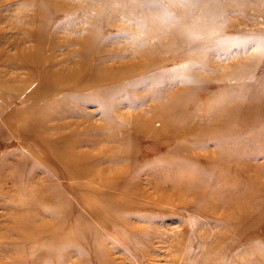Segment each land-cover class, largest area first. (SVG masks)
<instances>
[{
  "label": "rangeland",
  "instance_id": "374dc122",
  "mask_svg": "<svg viewBox=\"0 0 264 264\" xmlns=\"http://www.w3.org/2000/svg\"><path fill=\"white\" fill-rule=\"evenodd\" d=\"M42 1L0 0V264H264V132L237 136L248 155L229 164L232 137L196 136L218 121L212 96L230 102L227 71L256 56L251 82L264 74V0H228L218 41L187 46L171 38L181 0H86L72 14ZM148 46L164 61L146 68ZM125 63L135 84L110 99L120 83L92 72ZM63 141L89 154L72 186L79 173L50 147Z\"/></svg>",
  "mask_w": 264,
  "mask_h": 264
},
{
  "label": "bare ground",
  "instance_id": "6f19581e",
  "mask_svg": "<svg viewBox=\"0 0 264 264\" xmlns=\"http://www.w3.org/2000/svg\"><path fill=\"white\" fill-rule=\"evenodd\" d=\"M169 1L173 2L174 0H169ZM42 3H43L44 9L48 11L46 13H49L52 10H56V9H65V10L67 9L66 12H68L69 14H72V12L76 8H79V7L83 8L87 4L86 0H53V1L43 0ZM180 3L184 7V9L179 14L180 15L179 20L175 21L178 23H176L171 33V38L172 40H174L173 41L174 44L176 42H179V43H182L183 45L186 44L187 46L188 45L187 43H191V42H194L202 38V40L205 43L214 45L219 39V38L218 39L216 38V35L224 34L223 32H225V29L229 27V23L225 22L222 19L223 17L221 16V9L222 7H225L229 3L228 0H225V2L223 0H205V1L181 0ZM260 7H262L264 10V6H260ZM118 9L120 12L121 11L123 12L125 10L124 7H121ZM101 10L102 8H100L99 11ZM212 34L213 35L216 34V35L212 36ZM144 42H147V39H143L142 43ZM260 42L258 43L259 50L262 49L260 47ZM159 43L164 44V40L160 39ZM154 50H158V48L154 46L147 47L146 55H149L147 58L148 61H143L142 67L149 68L159 63H162L164 61V55L159 56V57H156L153 55L155 53ZM137 55L139 57L144 54L137 53ZM169 55L180 56V55H184V52L181 50L176 51L174 49L171 52H169ZM26 57L27 56L23 55L22 58L23 60L28 62L29 58L28 57L26 58ZM255 59H256V56H254L251 62H245L241 60L238 62L239 64H236L237 66L236 69L234 70L230 69L229 71H227L226 74H224L225 75L224 78H226L227 81L232 83L230 84L231 87L229 88V94H228L230 102L219 97L218 93L214 94L212 96V100L219 107H217L213 113L216 114V117H218V121L213 122L212 125L209 127L210 129L207 132L196 134L198 138L218 137L221 140L230 139L232 137L233 139L232 141H234V146H232V149H230L231 148L230 147L227 150L226 155H225L226 161H228V164H229V161L231 162L235 161L236 158H239L241 160L245 156L248 155L247 149L243 145L241 146L239 145V141H242V140L240 138H236L237 136L244 134L247 139L254 140L256 139L257 135L261 131L264 132V74L262 75L260 79H258L254 83L251 82L252 80L251 77L253 76L252 67L255 63L254 61ZM100 62L101 60L99 61V63ZM138 68L139 66L136 63H131V64L125 63L115 68H106V69L101 68V70H99L98 72L94 71L92 73H97L96 75H93V77L96 78L97 81H100L103 79H113L115 82L120 83L119 85L116 84L112 86L111 88L107 89L110 93V99H116L117 96L121 92H123L124 90L126 91V89H128L131 85L135 84V83H132V80H130L129 76L132 71H136L138 70ZM69 80H70V76H67V77L65 76L63 79L59 78L58 84L66 83ZM141 82H148V80L143 79L141 80ZM234 82H237V84H235ZM185 83H187V87H186L187 90H190L188 88V86L190 85H193V84L199 85V83L193 76L187 77ZM143 84L145 85L146 83H143ZM200 86L202 85L200 84ZM22 88L23 90L26 89V87H22ZM193 88H197V87H192V89ZM187 90H181L180 92H177L173 100L177 101V100H180L184 96L186 97L190 95L191 92H187ZM22 93L24 94L23 95L24 100L32 101V98H31L32 96L29 95L27 91H22ZM53 93L54 92H52L48 88L43 94L44 95L43 97L45 96L49 97ZM203 100L204 99L201 100L198 98L197 104L203 105ZM245 102L246 104H244ZM35 112H33V114ZM25 113L26 115H24V117L29 118L30 112L25 111ZM172 115L175 116L177 119H179L182 116V112L181 111L177 112V110L173 108V110H170L169 119L173 118ZM158 116H161V115L158 114ZM164 120H166L165 116H164ZM145 121H146V124H145L146 130H144L145 133L147 134L153 133V130H150V132L148 131L149 129H151L150 127L153 121L152 116H150ZM233 121L237 122L236 126L231 125ZM21 125L27 126L24 122ZM29 125L30 127L35 128L31 126V125H34V123L33 124L31 123ZM163 130H164V127L162 128V131ZM127 139L130 140V138H128V136L126 135V140ZM63 143L66 144L65 141H63ZM76 143L77 142L75 143L72 142L66 145L63 144V145L57 146V144L54 142V144L50 146L56 157L58 155L55 153V151H57L60 154L65 171L67 172L75 171L79 173L78 175L71 178L69 186L78 184V182H80L84 178L83 174L86 173L89 169L88 166L86 165L87 160L89 158V154L87 152L78 151L77 149L78 144ZM233 149L239 152V157L232 156L231 152L232 151L234 152ZM175 150L177 151L176 148ZM214 161L217 162V160H213V162ZM195 170L198 171L199 169L196 168ZM199 171L200 173H196V174L193 173L192 175H190V179L195 181V183L201 182L206 175V172L204 170H199ZM215 178L216 176L213 178V180ZM221 179H222V175H219L215 179V181H221ZM88 184H90L89 180H88ZM218 195H220V192L218 193ZM231 195L234 196L233 194ZM233 199L237 200L238 202H241L242 201L241 194H239V196L234 197ZM61 252L66 253L68 252V250L64 248L61 250Z\"/></svg>",
  "mask_w": 264,
  "mask_h": 264
},
{
  "label": "snow or ice",
  "instance_id": "6c2138e0",
  "mask_svg": "<svg viewBox=\"0 0 264 264\" xmlns=\"http://www.w3.org/2000/svg\"><path fill=\"white\" fill-rule=\"evenodd\" d=\"M260 47L264 49V38H261Z\"/></svg>",
  "mask_w": 264,
  "mask_h": 264
}]
</instances>
